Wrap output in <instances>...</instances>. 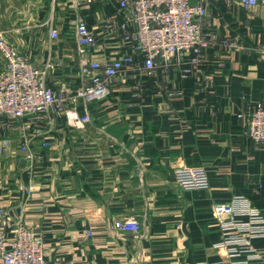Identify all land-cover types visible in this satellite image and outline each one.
<instances>
[{
    "label": "crops",
    "instance_id": "obj_1",
    "mask_svg": "<svg viewBox=\"0 0 264 264\" xmlns=\"http://www.w3.org/2000/svg\"><path fill=\"white\" fill-rule=\"evenodd\" d=\"M20 13L24 21L16 29L12 22L1 25L3 35L20 52H32L36 66L54 64L49 82L56 89L79 86L78 18L97 35L91 59L131 51L130 42L105 28L107 20L119 26L124 19L117 0H46ZM49 19L58 38L45 24ZM209 21L217 37L241 47H209L195 76H184L183 60L152 76L125 70L106 98L88 105L85 127L50 115L47 133L31 139V159L21 147L34 135V123L0 122V221L5 210L13 226L35 228L46 260L228 264L213 205L242 195L264 216V144L246 134L239 116L264 106V6L214 0ZM4 65L0 50V71ZM184 173L205 174L210 188H183L177 176ZM128 218L142 224L138 236L113 227ZM8 230L13 237V227ZM253 244L260 253L253 263L264 264V236Z\"/></svg>",
    "mask_w": 264,
    "mask_h": 264
},
{
    "label": "built area",
    "instance_id": "obj_2",
    "mask_svg": "<svg viewBox=\"0 0 264 264\" xmlns=\"http://www.w3.org/2000/svg\"><path fill=\"white\" fill-rule=\"evenodd\" d=\"M213 1L117 0L124 19L119 26L113 20H107L105 28L109 34H119L121 39L130 42L131 51L120 58L91 59L90 52L96 46L97 35L85 19L78 18L75 41L79 86L74 90L65 86L54 88L49 82L54 64L47 63L43 68L36 66L32 52H20L0 35V50L5 58L4 68L0 71V122L6 119L4 124L9 127L10 122L28 118L34 123V135L24 138L21 147L31 159L34 157L31 139L47 133L45 124L50 115H66L71 128L85 127L91 122L88 105L106 98L112 84L121 80L125 70L152 76L158 68L174 69L183 60L184 76H195L209 47L217 42L221 46L232 43L241 47L238 42L219 38L210 30V4ZM228 1L247 9L264 6V0ZM52 23L50 19L45 22L51 36L58 38L60 30ZM239 116L247 124L246 134L256 144H264V106L249 107ZM177 182L185 189L210 188L205 174H180ZM212 213L221 226L219 246L227 251L231 259L228 264H255L253 260L260 258V253L253 239L264 236V216L260 210L245 196L238 195L231 202L215 203ZM10 226L13 227L11 238L8 236ZM113 227L136 236L142 231V224L134 218L116 220ZM45 252L43 236L35 228L22 222L13 226L11 217L1 210L0 264H68L60 260L49 262Z\"/></svg>",
    "mask_w": 264,
    "mask_h": 264
},
{
    "label": "rangeland",
    "instance_id": "obj_3",
    "mask_svg": "<svg viewBox=\"0 0 264 264\" xmlns=\"http://www.w3.org/2000/svg\"><path fill=\"white\" fill-rule=\"evenodd\" d=\"M45 2L46 0H0V10H4L3 12L5 14V16H3V13L0 14V17L3 16L0 18V35H3V28L1 25L12 22L14 23V25L11 26L12 29H16L19 24L24 21V16L20 12H24V10L27 9L33 12L38 7L44 5ZM12 35L14 34L12 33Z\"/></svg>",
    "mask_w": 264,
    "mask_h": 264
}]
</instances>
